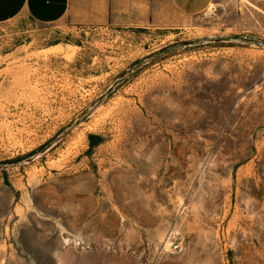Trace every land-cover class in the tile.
I'll return each instance as SVG.
<instances>
[{
  "label": "rangeland",
  "instance_id": "374dc122",
  "mask_svg": "<svg viewBox=\"0 0 264 264\" xmlns=\"http://www.w3.org/2000/svg\"><path fill=\"white\" fill-rule=\"evenodd\" d=\"M0 264H264V0L0 22Z\"/></svg>",
  "mask_w": 264,
  "mask_h": 264
},
{
  "label": "crops",
  "instance_id": "0c3cea01",
  "mask_svg": "<svg viewBox=\"0 0 264 264\" xmlns=\"http://www.w3.org/2000/svg\"><path fill=\"white\" fill-rule=\"evenodd\" d=\"M219 0H0V22L30 17L55 26L185 25Z\"/></svg>",
  "mask_w": 264,
  "mask_h": 264
},
{
  "label": "water",
  "instance_id": "95a60500",
  "mask_svg": "<svg viewBox=\"0 0 264 264\" xmlns=\"http://www.w3.org/2000/svg\"><path fill=\"white\" fill-rule=\"evenodd\" d=\"M93 110V108L87 113L85 114L81 119L84 120L85 118H87L89 116V114L91 113V111ZM79 122H76L75 124H73L70 128H68L61 136H63L65 133H67L68 131H70L73 127H75Z\"/></svg>",
  "mask_w": 264,
  "mask_h": 264
}]
</instances>
